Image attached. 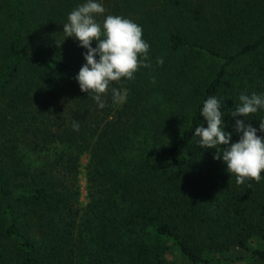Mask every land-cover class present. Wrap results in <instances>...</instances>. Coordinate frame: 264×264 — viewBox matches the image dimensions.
<instances>
[{
	"label": "trees",
	"instance_id": "16d2710c",
	"mask_svg": "<svg viewBox=\"0 0 264 264\" xmlns=\"http://www.w3.org/2000/svg\"><path fill=\"white\" fill-rule=\"evenodd\" d=\"M11 2L0 0V264H169L172 248L185 264H264V173L238 185L194 135L215 96L239 141L229 68L264 49V0H106L97 22L141 26L151 66L112 82L103 109L76 79L87 49L63 34L86 0ZM200 56L222 63L213 73ZM247 119L264 138V109Z\"/></svg>",
	"mask_w": 264,
	"mask_h": 264
},
{
	"label": "clouds",
	"instance_id": "9594fccd",
	"mask_svg": "<svg viewBox=\"0 0 264 264\" xmlns=\"http://www.w3.org/2000/svg\"><path fill=\"white\" fill-rule=\"evenodd\" d=\"M104 12L105 8L97 0H86L68 15L67 23L63 24L65 37H74L82 48L87 49L84 56L86 64L81 67L76 79L81 92L88 96L91 94L101 109L105 107L102 97L112 82L132 80L141 66H151L147 62L150 46L143 39L142 27L130 19L115 15L106 16L101 24L96 17ZM93 41L97 42L95 48L91 46ZM157 63L162 64L163 59H158ZM111 91L115 104L126 100V90L113 88ZM238 99L239 103L230 112L233 118H244L236 119L235 131L240 134L238 142L231 143L232 134L224 131L221 102L215 96L209 97L201 110L207 127H196L194 135L199 138L200 148L216 149L214 159L222 158L227 172L235 176L238 185L245 181L259 183L264 173V138L257 136V129L245 121H249L247 117L250 115L264 109V95L253 92L251 95L241 94ZM73 130H79L78 122L73 123ZM259 131L264 132V119L260 120Z\"/></svg>",
	"mask_w": 264,
	"mask_h": 264
},
{
	"label": "rangeland",
	"instance_id": "374dc122",
	"mask_svg": "<svg viewBox=\"0 0 264 264\" xmlns=\"http://www.w3.org/2000/svg\"><path fill=\"white\" fill-rule=\"evenodd\" d=\"M3 3H7L9 8L11 7V0H1ZM101 3L104 8H106V0H97ZM99 17V16H97ZM96 17V18H97ZM2 24L7 29V32H10L11 26L13 25V19L6 14V17L1 19ZM32 53L40 54V46L32 47ZM191 54V53H189ZM208 70H211L213 73L220 67L222 61L211 60L208 61L207 58L199 57ZM32 72L30 70L25 71V78L31 77ZM228 79L234 85V96L235 102H239V96L241 94L251 95V92L256 91L264 82V49L253 53L252 55L246 56L236 62L232 67L229 68ZM26 150H31V148H26ZM91 159L90 153H84L81 155L79 170L80 174L78 177V186L80 191V202L79 205L81 208H85L89 203V194H88V184H87V167ZM30 232V231H29ZM33 233L34 232H30ZM234 251L230 252L228 255H233ZM166 260L169 264H185L181 256L176 252L174 248L171 249L166 254Z\"/></svg>",
	"mask_w": 264,
	"mask_h": 264
}]
</instances>
